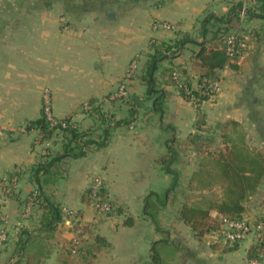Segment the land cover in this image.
Listing matches in <instances>:
<instances>
[{"label":"crops","instance_id":"crops-1","mask_svg":"<svg viewBox=\"0 0 264 264\" xmlns=\"http://www.w3.org/2000/svg\"><path fill=\"white\" fill-rule=\"evenodd\" d=\"M243 2L246 0H0V179L16 180L13 193L0 186V206L6 216V221L0 219V231L6 229L10 235L8 243L0 247V264H151L152 244L162 235L143 211L146 198L155 193L152 188L169 179L159 163L168 151L167 142L176 138L189 147L192 136L217 130L228 121L239 122L255 133L264 129V121L259 123L257 116L264 113V20L251 19L242 10L241 32L251 36L239 61L240 70H221L219 92L198 108L167 85L163 75L164 69L180 66L197 89L199 79L192 70L197 45L188 44L178 57L160 63L155 77L160 89L167 92L163 116L150 107L153 97L147 96L148 86L140 73L154 52L155 41H174L185 34L197 43L209 40L212 28L206 37L203 33L209 16L227 17L234 4ZM253 32L257 37H252ZM134 59L139 72L130 81L129 98L114 106L103 104L111 122L98 123L84 114L82 105L101 101L114 91ZM46 92L58 121L71 118L79 131L96 141L107 129L109 138L104 148L93 144L81 158H63L48 173L41 172L37 182L36 167L64 155V145L70 140L68 134L56 131L48 135L32 124L44 115ZM133 97L149 99L135 117L130 112ZM166 125L173 130L168 132ZM95 179L102 180L108 196L119 204L118 214L103 217L90 204L87 193ZM38 189L62 210L64 221L48 235L38 231L45 213L42 204L31 218L21 216L30 195ZM171 206L172 224L191 240L188 226L178 219V207ZM164 213L161 219L166 221L168 214ZM128 217H133V226L126 225ZM77 221L89 226L85 243L93 244L99 235L108 247L96 256L83 252L84 258L68 251L76 234L70 224ZM23 230L31 231V236L20 251ZM207 245L213 249L207 251L210 257L184 246L186 251L176 253L178 261L213 264L210 258L217 256L214 260L219 264H229V258H235L233 264H246V245L222 247L209 240ZM217 251L220 253L215 254ZM173 264L178 262L173 260Z\"/></svg>","mask_w":264,"mask_h":264},{"label":"trees","instance_id":"trees-1","mask_svg":"<svg viewBox=\"0 0 264 264\" xmlns=\"http://www.w3.org/2000/svg\"><path fill=\"white\" fill-rule=\"evenodd\" d=\"M244 10L245 16L249 18H259L264 20V0H256L255 4L247 2L234 4L227 17L217 18L213 15L209 16L205 22L203 33L205 37L210 33L212 28V38L197 43L189 34L183 35L180 39L168 42L155 41L154 52L150 55L141 79L148 86L147 96L153 97V111L163 116V103L167 95L165 90L160 89L156 72L159 70L160 63L165 60H171L178 57L188 44L198 46V50L194 53V61L192 62V70L196 72L199 79V87L193 88L191 75L186 69L180 66H171L164 69L163 75L166 78V84L178 89L188 101H191L195 107L205 101L210 100L212 95L208 94L211 90L210 84L219 81L220 71L230 67L236 71L240 70L239 61L242 59L249 45L247 37L249 33L241 32L242 19L241 15ZM236 35V49L233 54L229 53L227 38ZM252 37H257V33L253 32ZM245 45V46H242ZM156 61L159 63L155 67L154 78L151 81L153 65ZM181 74L183 82L179 86L174 77V73ZM188 74V75H186ZM186 88L190 91L187 94ZM131 105V117H135L137 109L143 106V101L133 97L129 101ZM94 103V100L91 102ZM126 124L130 121L124 120ZM203 121L201 120L200 123ZM63 123L65 127L62 126ZM33 125L39 127L44 133L52 135L55 129L62 131L70 136V140L64 145V155L53 158L50 162L39 164L34 170V179L40 182V173L45 174L57 163L65 157L81 158L85 156L86 149L90 145H97L99 148L107 146L109 132L104 130L103 138L99 141L90 138L88 133L79 131L74 126L72 119L68 118L58 123L55 127L50 128L46 116L35 122ZM222 131L221 138L224 149L217 151L207 150L204 146L197 145V142L203 138V134H196L189 139V145L196 146V154L198 158V167L191 175V183L194 190L202 194L204 192H214L220 188V196L205 195L201 199H195L193 202H185L178 212V219L190 226L199 236L205 233H212L220 230L223 219L241 220L247 213L246 203L255 196L264 182V153L250 147L247 133L244 127L236 121H228L217 127ZM182 143L176 138H172L167 142V153L163 155L159 163L165 172L171 175L173 181L166 193V204H173L172 196L177 192L179 186L180 172L176 169V165L180 162ZM37 203L42 204L45 208L41 220L39 232L47 235L56 230V225L62 221V210L58 203L52 201L49 197L38 189ZM90 194V193H89ZM107 192L104 187L100 191V197L107 201ZM34 193L30 195L32 198ZM149 198V199H148ZM145 201L144 214L151 220L158 233L162 235V239L154 242L151 247V264H172L164 258L161 253L163 247L172 246L180 251V245L175 244L170 239V234L165 231L161 224V212L165 210L166 204L157 201L158 195L152 194ZM151 198V199H150ZM174 199V198H173ZM90 201V199H88ZM29 201V199H28ZM112 203V202H111ZM167 209V208H166ZM113 210V209H112ZM112 210L107 213L110 214ZM117 213L120 209H117ZM217 212V216H212V212ZM127 226L134 225L133 217L126 220ZM202 226V228H201ZM201 228V229H200ZM85 233L89 232V226H85ZM22 237L19 240V250L25 248L26 239L31 236V231L23 230ZM238 246V244L232 246ZM108 247V243L104 237L95 236L93 244L80 248V254L87 252V255L99 253L103 248ZM71 252V251H70ZM257 256L256 247L250 249L249 257Z\"/></svg>","mask_w":264,"mask_h":264},{"label":"rangeland","instance_id":"rangeland-1","mask_svg":"<svg viewBox=\"0 0 264 264\" xmlns=\"http://www.w3.org/2000/svg\"><path fill=\"white\" fill-rule=\"evenodd\" d=\"M136 60L137 59H134L131 62L129 70L131 69V65ZM138 70H139V68L137 67L135 69L132 77H130V78L127 76V74H128V71H127L125 76H122L116 82V84H117L116 89L114 91H112L111 93H108L105 96V98L102 99L101 101H96L95 100L94 103H91L92 100H90V101L85 102L82 105V109H81L82 112L84 114H87L90 117L95 118V120H97L98 123H105V125H108V123L111 122L110 121L111 118H109L110 113L105 110V107L103 106V104L112 103V105H113L116 102L119 103L122 100H125V99L129 98V96H128L127 98H124V99H118V98L117 99H112L111 96H113L115 93H117V91L119 90L120 86L125 84V83L128 85L129 90H130V81L133 80L135 76H137V74H138L137 72H139ZM143 73H140V76H142ZM179 75L181 76V74H179ZM140 76H139V78H141ZM212 96H215V94L212 95ZM148 102H149V99L144 100L142 103L145 104L146 107H147L148 106L147 105ZM150 105H151L150 107L153 110V103L150 104ZM47 106H49V107H47ZM42 108H43V111H44V116H46V108H50V115H51L52 119L54 121L58 122L57 118L53 114L52 104H51V95L48 92L45 93V98H43V107ZM257 116L260 119L259 123H263V121H264V113H262V115H257ZM48 122L50 123L49 124L50 128H53V127L56 126V124H51L52 122H50V121H48ZM221 125H223V124H221ZM166 126L168 127V130H167L168 132L173 130L171 128V126H169V125H166ZM260 127H262V126H260ZM56 131L62 132V131H60L58 129L54 130V132H56ZM208 131L209 132H207L206 134H203V138L197 142V145L204 146L205 149L212 150V151H217L218 149H224L225 146L224 147L222 146L223 145V140L221 138L222 131H220L218 129L217 130H215V129L214 130H209L208 129ZM245 131L247 133V139H248L250 147L253 148V149H256V150H260V151H262L264 153V129L261 128L259 130V132H256V133L253 130L251 131V130L246 129V128H245ZM250 131L253 132V133H251V135H249ZM248 135H249V138H248ZM168 136H166V139H165L166 141H168L167 140L169 138ZM188 146L189 147H187L186 145L185 146L182 145V148H181L182 152H181V156H180V162L175 166L176 169L180 172V179H179V186L177 188V192H175V194L172 196V200L174 201L173 205L178 207V212H179L181 206L183 205V203H185V202H189V203L193 202L195 199L203 198L204 195L206 197H209V198H211V196H217L218 197V196L221 195V191H220L219 187L214 192H208L207 191V192H204L205 194H202V193L194 190V185L191 183V175H192L191 172H192L193 169H194V171L197 169L199 161H198L196 150H195L196 146H191V145H188ZM162 174H164V175L167 174L164 169H163ZM167 175H169V174H167ZM172 181H173V179H172L171 175H169V179L164 180V182L161 185H157V186L152 188V190L155 193H151L150 195H152V194L158 195L159 198L157 199V201H161L163 204H166V202H167L166 201V193H167V190L170 188V186L172 184ZM15 182L16 181H13L12 183H15ZM14 186L16 187V185H14ZM90 189H91V187L89 188V192L87 193V196L90 199V204L93 205V201L90 198V194H89L90 193ZM37 196H38V194H37V192H35L34 196L32 198L30 197L29 201H27L26 208L21 211V216L23 218H28L29 219V218H31L34 215V210L37 209L38 205H40L36 201L37 200ZM107 198L110 200V202H112L111 204L113 206V208H112L113 210H112V212L110 214H103V215L100 214L103 217L114 216L118 212L117 209H119V204L117 203L116 200L111 199L108 195H107ZM31 202L34 205L33 206H28ZM171 205H172L171 201H170V203H168V205L166 204L165 207L167 209L165 208L164 212L165 213L167 212L168 215H167V217H165L166 221L161 219V224H162L163 229L170 234V239H173V242H175V244L180 245L181 251H182V249H184L186 251L184 246H189L188 248L193 249V251H198L200 254L203 253L205 255V257L208 258L210 256H209V253L207 251L212 249V248H209L208 245H207L208 240L211 241L212 243H216V244L218 243L219 245H222V247H223V245H224V247L225 246H229V244H225L223 242V240L220 237L218 231L212 232V233L208 232V233L203 234L202 236H199L198 235L199 232L196 233L188 225L187 226L189 228V231L191 232L192 238H190L191 240L187 241L188 238L186 236H182L183 231L181 230V228L175 227L172 224L171 220H170L171 219L170 216L172 215V211H171L169 206H171ZM172 206H171V208H172ZM246 206H247L246 215H249L250 217H252L255 220H258V219L259 220H263L264 219V182L261 185V187L259 189V192L255 196H253L246 203ZM28 207H29V209H28ZM60 208H61V206H60ZM64 210H66V209L64 208ZM214 212L215 211H213L212 213H214ZM1 214H3L4 217L6 218L5 213L3 211L1 212ZM212 216H213V214H212ZM62 221H64V220H62ZM181 222L183 224H185L183 221H181ZM74 223L75 222H72L70 225H72V227H73ZM84 225L86 226V224H84ZM201 228H202V226H201ZM155 230H156V228H155ZM87 235H88V233H85V235L83 237L84 241L82 243V246L84 244H85V246H88L89 244H92L90 242L88 244L85 243V239H87L86 238ZM208 237H209V239H208ZM242 245H246L247 246V248L245 250V256L247 255L246 264H249L248 260L250 259V257H249L250 249H252V247H254V245H252L249 242H247L245 244H242ZM230 246H232V245H230ZM67 249H68V251H70V243L67 246ZM204 251H206V252L204 253ZM161 253H162V256L164 258H166L167 260L170 261V263L173 264V260H175V262H178V264L181 263L180 259L178 261L177 254H176L177 250L175 249V247H172V246L163 247L161 249ZM217 253H220V252L217 251L215 254H217ZM73 254H79L83 258L86 256V255H82L83 253L80 254L79 250H78L77 253L74 252ZM226 254H227L228 257L231 256V253H229V252H227ZM215 257H217V256H215ZM214 258L213 257L210 258V259L213 260V264H219V262L215 261ZM234 259L235 258H229V260H228L229 264H233L234 263L233 262Z\"/></svg>","mask_w":264,"mask_h":264},{"label":"built area","instance_id":"built-area-1","mask_svg":"<svg viewBox=\"0 0 264 264\" xmlns=\"http://www.w3.org/2000/svg\"><path fill=\"white\" fill-rule=\"evenodd\" d=\"M247 3L255 4L256 0H246ZM166 28H172L169 25H166ZM249 40V37L246 38ZM228 50L230 54H233L236 49V35H230L227 40ZM242 46H245L242 44ZM137 61H135L131 65V69L128 71L127 76L130 78L132 77L135 69L137 68ZM174 77L177 80L179 86L183 85L181 76L175 72ZM211 90L208 94H217L219 92V84L218 82L210 84ZM187 94L190 91L186 88ZM129 96V87L125 83L120 86L117 93L111 96L112 99H124ZM49 107V106H47ZM46 118L48 121L52 122L51 124H58L62 121H54L50 115V108H46ZM65 127V124L63 125ZM16 181V180H14ZM13 182V181H12ZM8 183L4 179H0V186H4L8 188V191L12 193L15 190V183ZM104 187L103 182L101 179H95L90 189V198L93 201V207L99 214H107L109 213L113 206L110 201L105 200L104 198L100 197V191ZM34 204L31 202L28 206H33ZM29 209V207H28ZM2 208L0 206V219L2 221H6V218L3 214H1ZM75 229V237L70 243V251L72 253H77L78 250L82 247V243L84 241L83 237L85 235V225L81 222H75L73 225ZM220 237L222 238L225 244L229 245H242L247 242L251 243L256 247L257 256L250 258L248 260L249 264H264V219L263 220H255L249 215H245L241 220H230V219H223L222 224L220 226V230L218 231ZM10 239L9 232L6 229H2L0 231V247L5 246Z\"/></svg>","mask_w":264,"mask_h":264},{"label":"water","instance_id":"water-1","mask_svg":"<svg viewBox=\"0 0 264 264\" xmlns=\"http://www.w3.org/2000/svg\"><path fill=\"white\" fill-rule=\"evenodd\" d=\"M159 63V61H156L155 63H154V67H153V71H152V74H151V81L153 80V78H154V73H155V67H156V65Z\"/></svg>","mask_w":264,"mask_h":264}]
</instances>
